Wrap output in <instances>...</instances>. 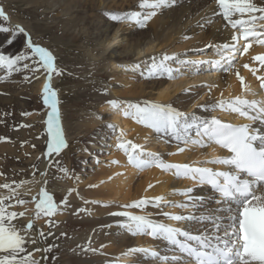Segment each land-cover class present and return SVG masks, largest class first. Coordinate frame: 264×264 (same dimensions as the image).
<instances>
[{"label":"snow or ice","instance_id":"obj_1","mask_svg":"<svg viewBox=\"0 0 264 264\" xmlns=\"http://www.w3.org/2000/svg\"><path fill=\"white\" fill-rule=\"evenodd\" d=\"M180 2L181 0H140L138 5L140 11L105 12L104 16L109 21L132 24L139 30H145L157 15L179 6ZM215 4L218 6L219 15L232 29L236 30L231 36V43L217 45L219 59L193 61L177 54L169 55L164 52L159 57L153 55L149 58L151 62L144 65L146 71L141 70L144 62L121 63L116 67L139 73V76L146 80L167 79L170 81L184 75L190 66L202 64L211 65L209 70L222 69L224 72H231L237 54L248 53L253 43L264 45V0L261 3H257L256 0H215ZM215 14L214 12L213 15ZM234 17L238 18L234 19ZM211 23H213L212 19L204 17L197 22V26L203 28ZM258 28L260 30H257ZM0 34H5V42L9 46L13 45L20 36L25 38L21 44V50L15 53L0 49V68L4 69L7 74L0 78V82L6 81L13 74L22 72L34 75L43 70L46 74L47 82L43 85L42 101L50 111L45 122L47 128L45 154L50 158L54 155L59 157L62 151L69 147V144L62 124V102L58 92L52 86L53 74H62L57 65V57L47 47L34 42L23 26L10 25V16L3 5H0ZM183 38L189 39L190 37L185 35ZM113 42L115 43V40ZM207 47H212V45ZM116 51L118 52L119 49ZM253 59L264 68V54L256 55ZM244 67L253 73L257 71V69H251L248 64ZM235 75L245 91H251L239 71H236ZM36 78L38 79L39 76ZM24 79L28 80L29 76L25 75ZM257 79L264 88V76H258ZM107 91L105 88L104 94H107ZM107 104L112 110L153 130L155 134L174 138L178 144L184 145V147H178L177 153H170V155L185 152L189 144L199 147L215 144L227 152V155L216 156L203 163L227 166L228 170L194 166L189 163H170L163 159L161 154L147 151L144 146L125 139V133L123 130L118 131L115 124H107L106 127L116 134L115 147L123 151L129 165L139 170L157 167L166 172H173L178 179L188 178L198 186H207L212 196L211 203L217 205L209 213L201 216L194 213L188 215L173 214L167 211L161 213L164 217L178 223H210L212 225L210 232L207 229H185L173 226L146 215L133 214L130 211L109 213L110 216L123 218L115 222L117 227L132 236L148 235L159 239L173 253L171 256H162L160 252L149 248L131 247L123 255L142 254L145 259L162 260L165 264H264V128L260 126L253 128L251 124L225 123L215 116L201 118L196 114L181 111L171 103H160L152 99L139 102L110 99ZM200 107L205 111L219 109L236 113L264 126V101L248 100L236 96ZM112 163L119 162L112 161ZM57 168L64 175H68L67 168L59 164ZM89 187H96V185H89ZM0 188L8 189L10 192L9 196L0 197V264H41V261L33 258L32 252L27 251V245L36 244V239H26L11 223L17 215H24V213L8 211L12 205H6V201L16 195L15 189L8 183L0 185ZM194 193V188H187L179 193L187 198L186 201L179 204L168 202V206L181 209L205 207V196ZM38 195L40 198L34 201L36 217L39 218L41 214L48 217L54 216L58 207L54 195L46 188H41ZM17 203L23 205L27 201L19 199ZM63 203L67 206L68 200L63 199ZM91 203L101 204L100 201H91ZM164 203V197H155L141 199L121 207L143 209L148 205H153L159 208ZM101 206L109 207L110 205L101 204ZM87 211L86 208L78 209L80 213ZM48 223L51 227V221ZM105 227L111 228L113 225L109 224ZM32 229L33 223L30 221L25 231ZM38 234L41 239H46L42 230ZM54 247L57 246L49 245L35 250L50 253ZM77 249L81 253L97 251L91 247L90 241L87 245H77V248L72 251L76 253Z\"/></svg>","mask_w":264,"mask_h":264},{"label":"bare ground","instance_id":"obj_2","mask_svg":"<svg viewBox=\"0 0 264 264\" xmlns=\"http://www.w3.org/2000/svg\"><path fill=\"white\" fill-rule=\"evenodd\" d=\"M75 1L93 17L96 27L94 41L99 45H103L105 51H108V55H105L104 52L95 53L93 51L94 49L90 50V53H87L98 62L99 66L104 65L108 68L107 70L110 71L108 79H104L103 76L94 77L93 75L91 77L92 80H96L101 84L103 90L107 88L109 98L102 97L99 101L100 106L98 110H92L91 112L87 111V114H84L81 118L80 129L85 134H88L90 141L85 152L86 155L88 157L91 156L92 159L83 161L82 168L78 173V176H80V184H77V186L81 185L83 187V194L81 195H84V200L82 201H89L93 207L91 210L87 207L88 211L83 212L86 214L83 215L80 221L85 223L87 227L89 226L88 229L90 232L98 226L103 227L105 233L104 240L101 242L105 241L106 247L103 249L102 253L99 251L101 255L97 253L99 256H90L89 254L88 256L90 257L86 258L84 262L81 260V262H83L82 264H165L162 260L145 259L142 254L123 255V253L131 247L149 248L160 252L162 256H171L173 253H171L168 246L159 239H154L148 235L132 236L125 230L117 227L115 222L123 218L110 216L109 213L130 211L133 214L146 215L152 219L173 226L185 229H207L210 232L212 229L210 223H178L164 217L161 213L164 211L183 215L194 213L197 216H201L209 213L210 210L216 208L217 205L211 203L212 196L207 186H198L195 182L186 178L178 179L173 172H166L157 167L139 170L129 165L123 151L115 147L117 143L116 134L112 133L106 125L109 123L115 124L118 131L123 130L125 139L132 140L134 143L144 146L147 151L161 154L163 159L170 163H189L194 166H209L211 164H205L203 162L209 160L211 157L210 155L213 156L218 154L222 156L225 152L214 144L208 147H199L189 144L186 146L185 152L170 155V153H177L178 147H184V145L178 144L174 138L157 135L153 130L137 124L130 118H125L122 113L112 110L107 104V101L110 99H118L139 102L144 99H152L160 103H171L181 111L196 114L201 118H211L215 116L223 122L251 124L253 128L258 126L264 128V126L259 125V122L250 121L236 113L225 112L219 109L216 111H205L200 107L201 105L214 104L221 99L229 100L236 96H241L248 100L263 101L260 94V80H258L257 77L264 76V68L260 67L259 62L254 60L253 57L264 54V45L253 43L248 53L244 55L237 54L231 72H224L222 69L209 70L211 65L202 64L190 66L188 70L185 71L184 75L177 79L170 81L167 79L146 80L142 79L139 73L125 71L122 68L116 67V65L121 63L131 64L135 62H144L141 70L146 71L144 65L151 62L149 58L153 55L159 57V55L164 52H167L169 55L177 54L182 58L193 61H213L220 58L217 45L231 43V36L236 30L232 29L231 26L227 24V21L219 15L215 0H181L179 6L165 10L162 14L157 15L145 30H139L135 25L124 26L123 23L109 21L108 18L104 16L105 12L122 13L140 11L141 9L138 7L140 0ZM256 2L261 3L262 0H256ZM0 5L3 4L0 3ZM5 11L9 15L8 10ZM214 12L216 13L215 15H213ZM204 17L212 19L213 23L207 24L203 28L198 27L197 22L201 21ZM235 18L238 17H234V19ZM10 23L12 25H21L20 21L12 17H10ZM257 30L260 29L258 28ZM185 35H188L190 38L184 39L183 37ZM114 40L115 43L113 42ZM208 45H212V47H207ZM117 49H119L118 52L116 51ZM245 64H248L251 69H257V71L253 73V71L244 67ZM2 70L3 69L0 68V75H2ZM236 71H239L240 75L245 78V84L251 91H245L235 75ZM45 76L46 74L43 75L39 84L40 90L45 83ZM49 111L50 109L47 108V112ZM66 140L69 147L63 150L60 155L65 156L70 151V142L67 137ZM4 149L5 148H2L0 150ZM45 153L46 150L41 154V167L43 169L45 166L44 169L46 170V167L49 166V163H51L56 156L54 155L50 158L46 156ZM1 159L2 158H0V162ZM97 161H99V163H97ZM112 161H118L119 163L114 164ZM216 166L226 169V166ZM45 177L46 175L42 174L38 178L37 191L36 193L34 192L37 194V198H40L38 194L41 188L45 186ZM89 185H96V187H89ZM149 185L152 186L149 187ZM190 187L195 189V195L205 196V207L181 209L179 207L168 206V202L179 204L186 201L187 198L179 195V193ZM30 189L29 191L32 192L33 190ZM78 192H81L80 189ZM4 195L5 194H2L0 196ZM77 195L81 196L79 194ZM73 197L74 196L71 198ZM155 197L165 198V203L161 204L159 208L153 205H148L143 209L121 207L122 205H128L141 199H152ZM37 198H35V200H38ZM91 201H100L101 204H108L110 206L103 207L101 204H94L91 203ZM30 204L26 225L31 221L33 223V229L25 231L26 226L25 228H20L18 223L14 224L15 221L11 223L14 224L16 229L19 230L21 235H24L26 239H36V244L29 243V245L34 253L33 258L37 261H41L43 264L46 260V253L42 250L36 251L35 249L45 248L43 247L44 245H42V239L38 233L39 226L46 225L44 223L49 222V220H44L45 218L36 220L34 215L36 213V204L32 201ZM57 208L60 209L59 206ZM221 215L224 214L221 213ZM81 216L82 215H80V217ZM62 217L63 216H60L57 219H63ZM73 220L74 222L77 221L75 219ZM74 222L72 221V223ZM225 223H227V221H225ZM85 224L84 227H86ZM109 224H112L113 227H105ZM84 227L82 228L84 229ZM43 230L46 232L47 228L44 226ZM87 230L86 233L88 235L89 231ZM104 230L101 229L100 231ZM56 231L51 232L52 236L55 235ZM47 238L48 236L46 235V239ZM79 256L82 258L83 255ZM78 259H70V262L72 264H79L80 261Z\"/></svg>","mask_w":264,"mask_h":264},{"label":"rangeland","instance_id":"obj_3","mask_svg":"<svg viewBox=\"0 0 264 264\" xmlns=\"http://www.w3.org/2000/svg\"><path fill=\"white\" fill-rule=\"evenodd\" d=\"M0 3L4 5L5 10H8L10 17L20 21L34 42L50 48L49 50L56 55L57 65L62 74L54 73L53 82H57H52V84L57 87L58 96L62 102V124L70 142V151L67 155L55 157L46 170L45 166L42 169L41 154L47 147L45 122L48 114L47 106L42 104L40 98L39 84L44 75L43 70L34 75L24 72L13 74L6 81L0 82V149L5 148V151L0 150V158L3 159L0 162V185L11 184L16 191V195L6 201V205H12L8 211L24 213V216L17 215L11 222L15 221L14 224L18 223L20 228H25L30 202H34L37 198L35 193L37 182H39L38 178L42 174L46 175L43 188L54 195L60 209L57 208V215L51 217L41 214L37 218L36 213L34 214L36 220L45 218L44 220L51 221V227L48 222L44 223L47 228L46 232L43 230V225L39 226V231L42 230L45 237L48 236L47 239L41 240L43 247L57 246L52 248L50 253H46V260L43 264H72L70 261L78 258L82 264L90 256L101 255L106 247L105 241L101 242L104 240V228L98 226L90 232L89 226L87 227L80 221L86 213H80L78 209L82 207L91 210L93 207L90 203L82 201L84 200V195H81L83 187L77 186V184H80L78 173L82 168L83 161L92 159L85 152L90 141L88 134L80 129L81 118L87 114V111H97L102 97L109 98V92L104 94L101 84L92 80L91 77L93 75L94 77L103 76L104 79H108L110 71L104 65L99 66L89 53L94 49L95 53L104 52L105 55H108V51H105L103 45L94 41V32L96 31L94 19L75 0H0ZM10 25L12 24L10 23ZM24 40L25 38L20 36L13 45L9 46L5 42V34H0V49L15 53L21 50ZM1 74V78L7 75L4 69ZM25 75L29 76L28 80L24 79ZM36 76L39 78L37 79ZM57 164L67 168L68 175L60 172ZM78 187L81 192H78ZM28 188L33 191H29ZM2 194L5 195L0 197H6L10 195V192L8 189L0 188V195ZM65 198L68 200L67 206L63 203ZM19 199L25 200L27 203L22 206L17 203ZM59 215L63 216V219H57L60 217ZM80 215L82 216L80 217ZM73 219L77 221L74 222ZM84 224L87 228L84 227ZM101 229L104 231H100ZM86 230L89 231L88 235ZM52 231H56L54 236H52ZM89 241L91 247L97 249L96 254L81 253L79 249L76 253L72 251L77 248V245H87ZM27 251L33 253L29 244ZM89 254L90 256H88ZM79 255H83L82 258Z\"/></svg>","mask_w":264,"mask_h":264}]
</instances>
